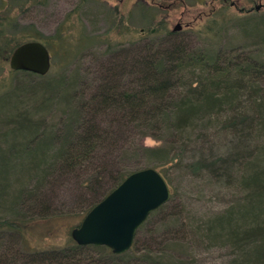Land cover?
I'll return each mask as SVG.
<instances>
[{"label":"trees","instance_id":"16d2710c","mask_svg":"<svg viewBox=\"0 0 264 264\" xmlns=\"http://www.w3.org/2000/svg\"><path fill=\"white\" fill-rule=\"evenodd\" d=\"M43 1L0 3V12L7 8L0 13V264H196L166 249L168 241L179 245V237L187 247L192 241L228 249L229 264H264V14L238 20L228 12L238 7L228 0H193L199 8L185 28L215 40L226 22L235 21L244 40L252 42L195 49L183 42L161 44L181 31L174 32L171 24L173 15L187 14L185 0L114 1L117 7L130 4L128 18L120 8L108 9L112 27L102 36L86 34L82 11L90 1L106 0H79L66 26L52 37L32 25L18 27L13 10ZM161 9L170 15L155 21ZM134 11L146 18L139 31L129 24ZM71 15L77 16L76 27ZM147 36L151 40L142 43ZM92 39L93 46L97 41L105 45L100 57L130 49L133 54L128 61L101 64L96 89L88 95L75 75L62 74L63 67L60 73L38 76L8 66L10 54L29 41L67 62L86 49L90 53ZM53 110L61 115L54 119ZM147 137L158 145L143 146L140 141ZM94 160L99 165L86 176ZM146 168L161 174L170 199L138 228L127 252L80 246L71 237L44 249L27 244L51 238L55 222L78 227L129 174ZM176 171L230 191L229 204L198 218L174 185ZM66 176L81 181L89 196L79 199L80 214H65L46 201L48 191ZM46 226L49 231L41 232ZM142 232L148 242L139 241Z\"/></svg>","mask_w":264,"mask_h":264},{"label":"rangeland","instance_id":"374dc122","mask_svg":"<svg viewBox=\"0 0 264 264\" xmlns=\"http://www.w3.org/2000/svg\"><path fill=\"white\" fill-rule=\"evenodd\" d=\"M5 1L9 5L16 6V0ZM114 1L117 2L118 0H106V2L103 3L90 1L85 6V9L82 11V15L84 16L82 18V21L87 35L102 36L110 30L112 26L110 24V21H107L105 15L106 12H108V9L120 8V10L122 11L121 15H124V18L125 16L128 18L129 13L127 9L129 8L130 4L127 3L128 8H124L125 4L123 3L120 4L119 7H117L118 4H115ZM185 1L187 3V14L180 17L183 22L178 21L180 19H177L176 16L172 13L174 17H172L171 29L179 24L181 26V31L176 36L166 39L161 44L183 42L186 43L189 47H193L195 49H209L211 47L222 48L228 45L252 46V42L244 40L243 36L240 34V30H238V25L235 23V21L226 22V26L220 30L219 36L215 40L199 35L197 32H195L196 30L185 28L186 26L191 25L189 21L194 20L193 17L195 15L193 16V14L195 10H198L196 8H199L196 6V3L193 0ZM207 2L209 3L210 0H207ZM78 3L79 0H44L42 4H31L23 8L22 11H19L18 8L13 10L14 17L16 19L18 27H27L29 25H32L36 30L42 33V35L46 37H52L59 26H66L69 14L72 13ZM141 3L145 5L143 1H141ZM227 4L229 6L233 4L238 7L234 8V6H230L231 8L228 10L229 14L231 16L236 15L238 20L240 18H251L256 17L257 15L264 14V7L257 12L252 10L249 13H245L253 9L255 6L264 5V0H228ZM240 8H242L243 11H238V9ZM6 10L7 8H4L1 12ZM161 10V13L156 16L155 21L161 19L164 20L165 18L167 19V15H170L168 9ZM69 19L74 20L73 27H76L77 16L71 15ZM129 24L132 26V28H136V30L139 31L147 25V22L146 18H143L138 14L137 11H134L131 16H129ZM79 29L81 30L82 28ZM76 33L78 34L77 28L75 29V31L72 30L73 35ZM127 37H125L127 39L126 41L129 40V37ZM149 40H151V37L149 36L144 37L143 41L142 39H140L142 43H147ZM135 41L136 39L132 42L135 43ZM88 45H90V48L88 49V52L90 51V53H86V49L84 50L85 54L78 53L75 55V57L69 58L67 62H65L66 60H64L60 55H56L54 57L51 54V70L48 73V75H54L57 72L60 73L63 71L62 74H64L65 77L75 75L79 87L80 85H86V91H88L87 95L88 93H93V91L96 89V82L98 81L99 76L102 73L101 64L108 63V61L122 62L133 54H130V52L133 51L130 49L128 53H125L123 51L120 52L118 56L100 57V53L104 51L105 45L100 44L97 41V43L93 46V39L91 43H88ZM126 61H128V59ZM62 67L63 70L59 71ZM119 82L121 83V85L123 83L126 84V79L123 78L122 80H118V83ZM51 115L55 119L56 117H59L61 113L53 110L51 112ZM140 142L145 147H154L158 145L155 140L149 137L141 139ZM98 165L99 160H94L93 163L88 166L89 168L86 176L92 174ZM172 177L174 180V185L177 187L181 199L186 201L185 203L192 209V212H194V214H196L198 218H206L220 211L224 206H227L229 204L230 199L233 196L230 191H221L207 179L201 181L193 180L177 171L172 175ZM80 183L81 181L77 182L70 176L64 177L56 183L57 185L52 189V191H48V195L45 196L46 201L47 199L51 200L52 206L56 209L63 210V213L65 214H80L83 209L81 210V208H79L78 206L79 199L89 200V196L86 195L84 188L80 186ZM106 186L107 185H105V187ZM75 219H77L78 221L77 217ZM77 221L72 220L71 224H77ZM68 224H70L68 221L55 222L53 224V227H50L53 235L51 236V238H33L32 240H29L27 244L30 246L34 245L36 247H40L41 249L50 247L51 245L61 246L62 244L66 243L72 231V229H68ZM45 231H49L48 226L41 229V232ZM144 233L145 232H142L138 236L139 241L148 242L150 240L149 235L147 233ZM156 239L158 238L156 237ZM176 241L179 245H173L169 241H165V243L167 242V244H171V246L168 244L166 249L171 250V253L175 254V256H178V258H194L196 264H229L233 259L231 252L226 248H209L208 243L200 244L198 242L194 243L192 241H189L190 243L187 247L186 239H182L181 237H179ZM157 242L161 244L164 242V240L163 238L161 240L158 239ZM157 247L158 245L152 248L155 249Z\"/></svg>","mask_w":264,"mask_h":264},{"label":"water","instance_id":"95a60500","mask_svg":"<svg viewBox=\"0 0 264 264\" xmlns=\"http://www.w3.org/2000/svg\"><path fill=\"white\" fill-rule=\"evenodd\" d=\"M262 7L249 11L257 12ZM179 30L177 24L173 31ZM8 66L12 71L45 76L51 70V56L42 43L29 41L12 52ZM169 199V187L158 171L146 168L133 172L85 214L70 237L80 246H104L115 255L123 254L130 250L148 216Z\"/></svg>","mask_w":264,"mask_h":264}]
</instances>
